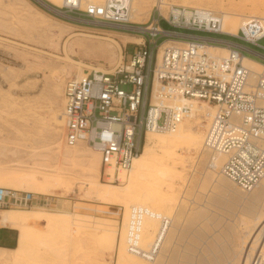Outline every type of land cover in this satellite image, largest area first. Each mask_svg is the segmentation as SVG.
<instances>
[{"label": "rangeland", "instance_id": "rangeland-1", "mask_svg": "<svg viewBox=\"0 0 264 264\" xmlns=\"http://www.w3.org/2000/svg\"><path fill=\"white\" fill-rule=\"evenodd\" d=\"M45 1L58 9V13L36 0H0V166L4 169L0 171V183L5 176L14 177L17 183L21 178L18 189L54 195L59 204L53 209L0 208V212L25 211L23 223L29 231L26 251L15 258L14 253L0 249V264H126L120 259L122 245H127L126 223L131 209L141 206L149 209L146 223L149 218L168 216L179 229L174 245H170L172 258L165 262L163 257L157 264L245 261L252 252L251 247L256 246L255 240L247 241V237L255 236L257 240L261 235L264 203L246 206L235 198V193L215 186L206 177L210 154L202 153L203 117L200 116V125L197 115L184 122L185 128L192 126L201 137L200 150L184 152L186 158L181 161L154 144L159 160L146 167L134 179L133 186L126 189L131 172L123 173L126 177L121 182L106 180L101 154L96 161L94 152L84 145L85 155L79 159L76 158L78 149L64 144L62 125L67 81L77 74L83 75L87 69L113 71L125 61L126 54L141 42L140 31L154 12L156 0H134L133 8L137 9V16L132 18L134 24L121 27L91 21L78 11L63 8L62 0H52L55 4ZM101 1L83 0L84 5L79 7ZM190 1L222 12L224 16L228 11H243L248 15L254 11L264 17V0ZM164 4L178 5L172 0ZM181 4L197 7L188 2ZM161 25L166 31H176L166 22ZM210 36L233 40L264 54V38L257 46L225 35ZM168 37L160 35L158 42ZM225 51L222 48L221 52ZM243 52L264 62L249 50ZM84 162H99L98 181L104 184L101 186L117 185L124 190L122 195L99 198L94 192L85 191L89 186H85L84 180L88 177ZM31 173H40L39 181L35 175L37 181L32 179L33 174L29 177ZM3 187L14 189L8 185ZM247 217L249 224L242 220ZM157 232L152 237L144 235L145 246L155 239Z\"/></svg>", "mask_w": 264, "mask_h": 264}, {"label": "built area", "instance_id": "built-area-1", "mask_svg": "<svg viewBox=\"0 0 264 264\" xmlns=\"http://www.w3.org/2000/svg\"><path fill=\"white\" fill-rule=\"evenodd\" d=\"M62 7L100 24H134L127 0ZM162 22L193 33L166 31ZM223 26V13L210 8L171 4L163 10L155 5L140 31L141 42L125 61L113 71L87 69L67 81L64 143L99 151L104 178L121 182V172L129 171L143 151L148 132H175L183 121L200 115L205 123L204 148L213 156H225L222 174L242 191H253L264 179V66L253 75L243 51L263 59L264 54L210 35L260 46L264 17L246 18L237 34L225 32ZM160 35L169 37L158 42ZM216 47H226L227 53H219ZM58 204L54 195L0 186V208L53 209ZM140 214L135 211L129 223L128 248L154 260L160 239L149 250L140 247Z\"/></svg>", "mask_w": 264, "mask_h": 264}, {"label": "bare ground", "instance_id": "bare-ground-1", "mask_svg": "<svg viewBox=\"0 0 264 264\" xmlns=\"http://www.w3.org/2000/svg\"><path fill=\"white\" fill-rule=\"evenodd\" d=\"M104 1L105 0H102L99 3L88 2L85 6H82L81 8H86V7H88L91 4H101ZM164 1H169V0H156L155 5H159L160 8L163 9L162 7H164V6L167 7L168 6V5L164 4ZM172 1H174L178 5H182V6L185 5V4H181V3L188 2V3H191V4L195 5V6H197L195 8H199L200 7L199 4L191 2L190 0H172ZM50 2L55 4L52 0ZM57 2H59V1H57ZM127 3L130 5V9H131L130 18L132 20L133 17L135 18V16H137V14H136L137 9L133 8L134 0H127ZM61 4H62V6H65L67 4H70L72 6L73 5L81 6L82 4L84 5V2H83V0H62ZM59 6H60V2H59ZM224 14H225V16H224L223 29H224L225 32L231 33V34H237L238 33L239 27L244 23L246 18H248L250 16H257V14L254 11L250 12L249 15L247 13L243 12V11H238V12L228 11V12H226ZM139 41H140V39H139ZM222 48H226V47H216V48H214V50H216L219 53L224 55L225 53H227V51L222 53L221 52ZM244 63L248 67H250L252 69L253 75H255L256 73L260 72L262 70L263 66H264V64L262 62H260L258 60H255L253 58L247 57V56L244 57ZM81 75L77 74V77H80ZM196 118H197V124L200 125L199 123L202 121L200 119V115H197ZM185 121H183V123L180 125L179 129L177 131H175V132H148L147 141H146V143L144 145L143 151L137 157L134 158L133 163H132V167L130 168V170L127 171V172L123 171L120 174V177H121V180H122V177L124 179L126 177V174H123V173H128V172L130 173L131 172V175H129V177H128L129 178L128 179V181H129L128 185L126 187H124V189H126L128 186H131V184L133 186L134 179L136 178V180H137L138 176L142 175L143 172L147 170L146 167H148L152 162H156V161L159 160V158H157L155 156V152H154V149H153L154 148V144L157 145V146L163 147L166 152L170 151V157L171 158H173L174 155H176V156H178L176 159H179L181 161H184L185 158H186L185 157L186 155H185L184 152H189V151H192V150H200L201 137L197 133H195V131L193 130L192 126L189 125L187 128H185V125H184ZM203 142H204V140H203ZM66 146L68 148H71V149H78V153H77V157L76 158L80 159V156H84L85 155L84 147H83L84 145L83 144H78V145H76L74 147H70L68 145H66ZM88 148L91 149L90 147H88ZM91 150L94 152L93 156H95L96 161H99L101 153L99 151H96V150H93V149H91ZM202 153L210 154L209 155V159L207 161L208 163H207V166H206V168H207L206 177L209 180L210 179L213 180L214 183H215V186L221 187L226 192L227 191H232L233 193H235L234 195H236L235 198L236 199L238 198V200H241L246 206H250L251 207L252 205H255V204L258 205V204L264 203V179L262 180V182L256 188L253 189V192L252 191L244 192L240 188L235 186L234 183L231 184V186H230L226 182V181H230V180L229 179L226 180L227 178L222 174V172L220 170L221 165L223 164V162L225 160V156L224 155L217 154V155L213 156L212 153L208 152L204 148V143H203V151H202ZM93 159H94V157H93ZM205 160H206V157H205ZM75 161L78 162L77 160H75ZM80 162H82V161H80ZM209 162L213 163L214 166L213 167L210 166ZM84 163H86V162H84ZM96 163H97V167L95 168ZM96 163L95 162H89L88 164L86 163V166H87V168H86V176L88 178H86V177H83V178L84 179L86 178V180H84L85 184H86L85 186H89V187H87L88 189L86 188L85 191H87V190L89 192L92 191L99 198H114V197H117L119 195H122V192L124 190H120L117 185H111V186H107V187L106 186L105 187L101 186V185H104V184H102L101 182L98 181V177H100V171L98 169V166H99L98 164H100V163L99 162H96ZM1 166H0V171L3 172L4 169ZM108 171L112 173V169L109 168ZM19 174H17V175L19 176ZM32 174H33V176H32ZM34 175H35V173H31V175H29V177L32 176V179H34V177L36 176L38 181H39V178H41V177L38 178V175H35V176ZM21 176H22V174H21ZM83 176H85V174H83ZM5 178H6V181H5ZM19 178H20V176H19ZM43 179H45V176L43 177ZM110 179H112V177ZM34 180L37 181L36 179H34ZM136 180H135V182H136ZM20 182H22L21 178H20V180H18V183H20ZM18 183H17V181H16V179L14 177L5 176L4 177V181L1 182L0 184L3 185V186H7L8 185V187L12 186V187H14V189H18V188H20L19 185H21V183L20 184H18ZM230 183H232V182L230 181ZM181 203L182 202H180L179 204H181ZM135 211H140L141 212V214H140L141 220L140 221H141V224H142V233H141V239H140V247L143 248L144 250H149L150 247L153 245V243L160 239V241L158 243V246H159L158 256L154 260H150L149 257L138 255V254H135V253L131 254L132 252L128 248V236L127 235H128L129 223L133 219ZM25 215H26L25 211L22 212V211H17V210H14V209H9V210H6L4 212H0V226L17 227L19 229V238H18L17 247H15L13 249H2V250H7L9 252L14 253L16 255L15 258L18 255L21 256V254L26 251L25 249L27 248V245H28L29 231L27 230L26 225L23 223V222H25L24 220L26 219ZM148 215H149V209H147L145 207H142V206L141 207H133L131 209V211H130V216H129L128 222L126 223V230H125L126 239H127V245L123 244L122 245V249L120 251V259L126 264H147V263L144 262V260L146 262L154 264L157 261L161 260V258H163V257H164V261L165 262L170 261V259L172 258L170 256L171 251H169V250H171V246L170 245H172V246L174 245V243L176 241V237L178 236V230H179L178 227L176 226V224H175V222H174V220L172 218H170L168 216L161 217V215L157 216L158 220L157 219H153V218H149L147 223H146V217ZM178 216H177L176 222L179 219ZM242 220H244V223H248V221H249L248 217L246 219H242ZM250 221H251V219H250ZM257 223H259V222H257ZM154 231H155V233L158 231L157 234H156L155 239H152L153 241L151 240V241L147 242V245L145 246V244L143 243L144 235L151 236L152 234H155ZM248 237H247V239L246 238L245 239L247 241L248 240L249 241L255 240L254 242H256V246H252L251 247V249H252L251 251L252 252L251 253L249 252L250 255L245 259V261L240 258L241 262L240 261H238V262L241 263V264H264V224H263V228L261 229V235H259V238L257 240H256L255 236H253V237L251 236L249 238ZM245 239H244V241H246ZM122 242H123V239H122ZM173 250H174V248H173ZM129 251L131 253H129ZM225 252H227V254H228V250L226 251V249H225ZM225 252H223V253H225ZM229 253H230V250H229ZM227 257H229V256L227 255ZM229 261H230V259H229ZM220 262H221V259H220ZM235 262H236V260H235ZM239 263H237V264H239Z\"/></svg>", "mask_w": 264, "mask_h": 264}, {"label": "crops", "instance_id": "crops-1", "mask_svg": "<svg viewBox=\"0 0 264 264\" xmlns=\"http://www.w3.org/2000/svg\"><path fill=\"white\" fill-rule=\"evenodd\" d=\"M176 31H183L175 29ZM184 32H186L184 30ZM188 33H193L189 32ZM19 238V229L17 227L0 226V249H13L12 246L17 247Z\"/></svg>", "mask_w": 264, "mask_h": 264}, {"label": "water", "instance_id": "water-1", "mask_svg": "<svg viewBox=\"0 0 264 264\" xmlns=\"http://www.w3.org/2000/svg\"><path fill=\"white\" fill-rule=\"evenodd\" d=\"M36 1H38L40 4H42L44 7L48 8V9H50L51 11H55L57 13L59 11L58 9H56V8L52 7L51 5H49L45 0H36ZM116 26L121 27V26H124V25H116Z\"/></svg>", "mask_w": 264, "mask_h": 264}, {"label": "trees", "instance_id": "trees-1", "mask_svg": "<svg viewBox=\"0 0 264 264\" xmlns=\"http://www.w3.org/2000/svg\"><path fill=\"white\" fill-rule=\"evenodd\" d=\"M13 248H15L16 247V245L15 246H12Z\"/></svg>", "mask_w": 264, "mask_h": 264}]
</instances>
